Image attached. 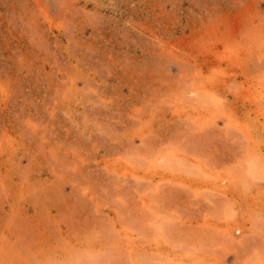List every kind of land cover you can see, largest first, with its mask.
Wrapping results in <instances>:
<instances>
[{
	"label": "rangeland",
	"instance_id": "rangeland-1",
	"mask_svg": "<svg viewBox=\"0 0 264 264\" xmlns=\"http://www.w3.org/2000/svg\"><path fill=\"white\" fill-rule=\"evenodd\" d=\"M0 264H264V0H0Z\"/></svg>",
	"mask_w": 264,
	"mask_h": 264
}]
</instances>
